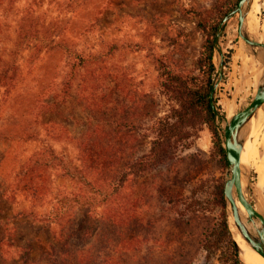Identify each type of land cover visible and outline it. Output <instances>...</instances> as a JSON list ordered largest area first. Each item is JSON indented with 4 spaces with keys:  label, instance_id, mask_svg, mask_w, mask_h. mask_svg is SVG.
<instances>
[{
    "label": "rangeland",
    "instance_id": "rangeland-1",
    "mask_svg": "<svg viewBox=\"0 0 264 264\" xmlns=\"http://www.w3.org/2000/svg\"><path fill=\"white\" fill-rule=\"evenodd\" d=\"M224 1L14 0L8 5L9 0H0V75L6 78L0 85V264H19L24 249L32 264H51L61 244L70 245L58 234L61 224L36 220L33 214L56 207L61 191L82 187L78 173H68L78 170L87 179L77 142L101 130L107 134L102 140L127 141L125 161L146 154L157 121L178 103L167 90L171 82L165 71L198 75L199 47ZM249 9L251 37L264 44V0H251ZM247 18L246 13L249 33ZM236 33L233 15L219 38L222 72L214 97L222 115L227 109L231 115L250 98L260 76L252 79L244 66H250L249 54ZM253 54L256 67L260 57L264 61V49ZM11 79L15 82L9 88ZM254 147L245 172L249 199L264 216V127ZM164 150L161 163L122 185L126 202L133 194L140 196L137 208L127 214L144 215L149 226L137 228L135 258L125 252L119 264H218V252L205 260L200 243L218 222L220 209L209 196L205 210L193 211L190 202L199 179L224 180L225 167L213 156L211 135L201 126L187 148L173 150L169 143ZM25 171L41 185L44 180L43 199L42 193L27 189L26 178L15 180ZM208 187L204 184L196 194ZM71 212L73 224L79 214ZM82 243L77 245L86 248L88 243Z\"/></svg>",
    "mask_w": 264,
    "mask_h": 264
},
{
    "label": "trees",
    "instance_id": "trees-1",
    "mask_svg": "<svg viewBox=\"0 0 264 264\" xmlns=\"http://www.w3.org/2000/svg\"><path fill=\"white\" fill-rule=\"evenodd\" d=\"M13 1L9 0L8 5ZM237 1H224L217 8L214 19L206 29L204 40L199 47L195 62L198 75L184 77L180 73L172 74L165 71L167 81L171 82V87H168L167 90L175 95L178 103L169 115L157 121L155 138L151 142L153 145L146 154L133 156L125 161L123 155L127 148V141L112 140L110 138L113 136L112 133V136H108L111 140H102L107 138L105 137L106 132L93 131L94 128L90 129L95 133L94 136L82 138L77 142L76 149L79 152L82 170L85 171L87 179L78 170L68 173L71 177L78 173V182L82 187L78 186L74 192L61 191L60 197H55L54 200L56 207L41 215L33 214L36 220L45 223L49 220L61 224L59 236H64V240L70 239V245L61 244L62 247L57 251V257L51 260V264H56L57 261L59 264H119L125 252H132L131 257L135 258V252L138 251L135 240L140 234L137 228L144 226L147 229L149 220L144 215L134 218V215L127 214L128 210L137 208L140 196L133 194L131 201L126 202L125 196L122 195V185L126 182L127 177L143 175L151 164L161 163V158L164 155L160 154V151L164 153L165 145L172 144L173 150L187 148L197 130L201 126H205L211 135L214 148L213 156L219 158L221 168L225 167L224 151L212 121L208 92L214 74L212 61L214 32L219 20ZM5 79V75H0V85L5 82ZM11 82L9 88L13 87L15 81ZM216 100L215 97V103ZM130 101L132 104L136 102L134 97ZM217 108L219 107L217 106ZM98 131L99 135L96 134ZM44 154L42 152V156ZM34 156L37 157V153L33 154ZM50 160L52 159L50 158ZM64 170L70 171L68 168ZM27 171L17 175L15 180L20 181L26 178L27 189L42 193L43 199L45 197L44 186H46L44 180L42 179V185L39 184L31 172L25 176ZM31 181L34 185H30ZM207 183L209 190H202L196 194L198 189ZM202 193L204 197H202ZM208 196L210 202L220 209V216L216 225L201 240L200 247L204 251V259L208 260L218 252V264H243L238 258V253L225 225L221 177L199 179L198 186L190 192L192 210H205L204 202L208 200ZM73 210L79 214V218H76L72 224L70 221ZM126 215L128 216L126 217ZM69 218V223L65 226L64 221ZM70 223L71 226H69ZM123 240H128L131 249H125L127 247ZM82 241L88 243L86 248L77 245ZM17 262L32 264L27 259L26 249Z\"/></svg>",
    "mask_w": 264,
    "mask_h": 264
},
{
    "label": "water",
    "instance_id": "water-1",
    "mask_svg": "<svg viewBox=\"0 0 264 264\" xmlns=\"http://www.w3.org/2000/svg\"><path fill=\"white\" fill-rule=\"evenodd\" d=\"M250 4L251 0H238L216 26L212 41L214 74L208 92V103L225 156L222 200L226 228L237 253L238 248L233 239V231L251 250L264 259V216L253 208L249 199V180L245 172L246 167L240 163L242 146L253 133L258 122L257 110L264 107V66L253 94L231 115H222L218 111L214 97L222 72L219 38L225 23L233 15L236 16L237 21V38L243 44L246 52L249 54L255 49H264V44L249 36L246 31L245 16ZM236 204L240 205L244 213L240 212Z\"/></svg>",
    "mask_w": 264,
    "mask_h": 264
},
{
    "label": "bare ground",
    "instance_id": "bare-ground-1",
    "mask_svg": "<svg viewBox=\"0 0 264 264\" xmlns=\"http://www.w3.org/2000/svg\"><path fill=\"white\" fill-rule=\"evenodd\" d=\"M247 16L248 18L246 19V23L248 25V28H249V33L248 35L251 36V28H252V21H251V11L250 9H248L247 11ZM249 57V61H250V66L248 63H244V66L246 67V69L248 70V72L250 73L251 75V78L254 79L256 76H259L261 74V71H259V66L261 68L262 64H264V61H263V58L260 57L259 60L257 61L256 63V68L255 67V58H254V54L253 52L249 53L248 55ZM259 78V77H258ZM257 78V79H258ZM263 109V110H262ZM262 109H258L257 110V116L259 117L258 118V121H261L260 123H262V126L256 131L254 132L253 134H251L249 136V138L244 142L243 146H242V150L240 152V163L247 167L251 165V161H252V158H253V154L254 152L258 149L257 147H254V139H255V135L257 136L259 133H260V130L261 128L264 127V114H262V111H264V107ZM230 112L231 110H228L227 109V115L226 116H229L230 115ZM261 141V140H260ZM260 143V142H259ZM257 153V152H256ZM259 153V152H258ZM257 153V154H258ZM262 154V153H261ZM264 154V153H263ZM262 154V156H264ZM255 155V154H254ZM260 155V154H259ZM261 156V157H262ZM260 157V156H259ZM258 157V158H259ZM264 161V160H263ZM262 161V162H263ZM263 165V163H262ZM262 169L260 163L258 165V170L260 171ZM261 178V177H260ZM254 192H256V190L254 189ZM258 210L260 211L262 205V201H260L258 199ZM238 209L240 210V212L243 213V210L242 208L240 207L239 204H236ZM261 214V213H260ZM233 239L237 245V248H238V256L239 258L243 261L244 264H264V259L259 256L256 252H254L253 250H251L241 239L240 237L233 231Z\"/></svg>",
    "mask_w": 264,
    "mask_h": 264
}]
</instances>
